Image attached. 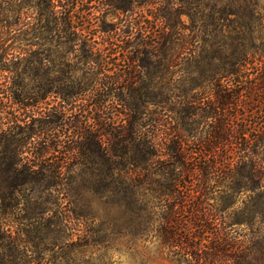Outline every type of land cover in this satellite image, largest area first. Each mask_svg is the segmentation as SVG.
Here are the masks:
<instances>
[{
	"label": "trees",
	"instance_id": "obj_1",
	"mask_svg": "<svg viewBox=\"0 0 264 264\" xmlns=\"http://www.w3.org/2000/svg\"><path fill=\"white\" fill-rule=\"evenodd\" d=\"M242 1L0 0V27L19 26L18 35L30 40L27 45L35 47L37 59L14 62L24 60L22 72L7 70L21 80L32 73L39 81L31 98L39 104V114L55 119L34 134L55 141L64 109L42 105L52 94L73 108V98L88 93L83 104L91 111L106 100L97 99L98 87L79 82L54 87L46 67L53 50L79 42L84 50L86 43L78 35L85 32L86 20H99L96 13H127L151 5V25L133 18L124 31L154 35L149 41L134 37L121 47L127 52L130 81L124 89L100 87L109 98L121 90V111L106 115L102 108L103 114L84 123L73 121L72 130L77 151L86 158L95 153L101 161L97 173L85 167L77 177H97L102 194L132 213L170 264H264V35H222L226 15H238ZM183 15L191 19L193 35L185 34ZM89 54L81 62H91ZM157 68L166 79L162 86L152 83ZM178 72L176 83L172 78ZM141 75L149 82L135 85ZM36 156V164L22 159L19 164L12 157L8 166L17 176L13 186L37 181L44 189L58 190L67 167ZM47 211L39 209L31 230L13 234L2 228L0 215V264H59L48 255L56 237L50 228L44 230ZM23 235L37 241V260L28 259ZM68 264L81 263L70 259Z\"/></svg>",
	"mask_w": 264,
	"mask_h": 264
},
{
	"label": "rangeland",
	"instance_id": "obj_2",
	"mask_svg": "<svg viewBox=\"0 0 264 264\" xmlns=\"http://www.w3.org/2000/svg\"><path fill=\"white\" fill-rule=\"evenodd\" d=\"M239 12L238 15L225 14L224 23L227 27L224 26L222 35H264V0H243ZM152 13L154 10L150 4L133 12L115 13L109 9L100 14L96 13L100 21L95 16L86 20L83 24L87 26L85 32L78 35L86 43L84 50L81 49L80 42L70 44L69 48L61 46V50L58 48L53 50L51 60L45 63L54 87H67L79 82L81 86L98 87L97 99L100 102L104 98L106 100L95 113L90 110L91 106L86 107L83 104V100L91 96L88 93L73 98L77 99L73 108L52 94L46 100V104L42 105L64 109L62 118L56 122L59 131H52L59 135L57 141L47 134L45 136L34 134L40 126H45V121L54 118L47 112L39 114V104L35 98H31L38 91L36 82L39 81L33 78L32 73L30 77L21 80L19 75L7 70L17 69L22 72L25 68L24 60L18 64L14 62L23 57L37 61L33 55L35 47L27 45L30 40L29 42L25 40L26 36L18 35L19 26L0 27L1 224L5 231L12 234L21 230L23 232L26 228L31 230L36 226L39 209L47 208L42 222L48 225L44 230L50 228L51 235L56 237L53 238L54 242L50 244L51 250L48 252L53 263L68 264L70 259H74L81 264H170L164 258L165 255L156 250L157 243L151 244L149 236L145 237L143 228L137 224L138 220L133 219L132 213L122 211L111 197L107 198V194H102V183L97 177L88 178L86 175L77 177L85 167H92L97 173L95 169L100 167L101 161L95 153L86 158L77 151L79 141L72 130L73 121L79 119L84 123L94 114H103L102 108L105 109L106 115L111 113L115 115L121 111L120 103L117 101V95L121 90L115 89L112 98H109L105 94L106 91L100 87L124 89L130 81L127 68L129 62L125 59L127 52L126 50L121 52V47L127 41L130 43L134 41V37H144L149 41L154 35H127L124 31L130 27L129 22L133 18L151 25L149 21ZM182 25L186 35L194 34L191 19L187 15L182 16ZM84 54H89L93 61L88 64L81 62V56ZM79 68L82 70H77ZM27 70L29 71L28 68ZM156 71L157 77L152 83L162 86L166 79L161 77L158 68ZM143 72L144 70L141 73ZM25 76H28V73ZM179 76L178 72L172 80L179 83ZM149 80L148 77L141 75L136 78L135 85L146 84ZM91 99L89 97V100ZM156 110L159 108L156 107ZM46 129L49 130V127L46 126ZM36 155L46 159L47 164L58 162L67 167L62 173L63 186L58 187V190L44 189V184L38 186L37 181H32L25 187L13 186H17V176L8 166L12 157L15 156L19 164V159L28 164H36L39 162ZM50 221H55L56 224L50 225ZM25 237L28 242L24 250L28 259L37 260L39 254L35 247L37 241ZM64 239L66 243H62Z\"/></svg>",
	"mask_w": 264,
	"mask_h": 264
}]
</instances>
